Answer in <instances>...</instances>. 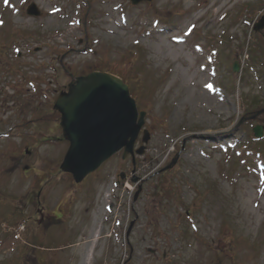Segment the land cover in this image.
Here are the masks:
<instances>
[{
  "label": "rangeland",
  "instance_id": "rangeland-1",
  "mask_svg": "<svg viewBox=\"0 0 264 264\" xmlns=\"http://www.w3.org/2000/svg\"><path fill=\"white\" fill-rule=\"evenodd\" d=\"M262 22L264 0H0V264H264ZM91 71L150 137L75 183L52 106Z\"/></svg>",
  "mask_w": 264,
  "mask_h": 264
},
{
  "label": "water",
  "instance_id": "water-1",
  "mask_svg": "<svg viewBox=\"0 0 264 264\" xmlns=\"http://www.w3.org/2000/svg\"><path fill=\"white\" fill-rule=\"evenodd\" d=\"M140 1L131 0L133 4ZM29 14L37 15L31 6ZM264 27V22L255 30ZM233 72L239 71L237 62ZM53 109L60 114L62 135L68 141V149L59 169L69 173L75 183L96 170L113 154L123 149V157L133 155L134 145L144 124V112H137L127 85L116 76L105 72H91L76 77L56 98ZM256 137L262 136V126L253 129ZM149 139L143 130L142 142ZM143 147L135 150L141 154Z\"/></svg>",
  "mask_w": 264,
  "mask_h": 264
},
{
  "label": "bare ground",
  "instance_id": "bare-ground-1",
  "mask_svg": "<svg viewBox=\"0 0 264 264\" xmlns=\"http://www.w3.org/2000/svg\"><path fill=\"white\" fill-rule=\"evenodd\" d=\"M82 264H90V252L89 251L85 255V258H84Z\"/></svg>",
  "mask_w": 264,
  "mask_h": 264
},
{
  "label": "flooded vegetation",
  "instance_id": "flooded-vegetation-1",
  "mask_svg": "<svg viewBox=\"0 0 264 264\" xmlns=\"http://www.w3.org/2000/svg\"><path fill=\"white\" fill-rule=\"evenodd\" d=\"M42 221H43V218L42 219L40 218V220L39 219L37 220V223H40Z\"/></svg>",
  "mask_w": 264,
  "mask_h": 264
},
{
  "label": "snow or ice",
  "instance_id": "snow-or-ice-1",
  "mask_svg": "<svg viewBox=\"0 0 264 264\" xmlns=\"http://www.w3.org/2000/svg\"><path fill=\"white\" fill-rule=\"evenodd\" d=\"M4 2L7 4L8 3V0H4ZM208 87H211V85H208Z\"/></svg>",
  "mask_w": 264,
  "mask_h": 264
}]
</instances>
